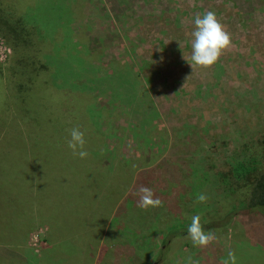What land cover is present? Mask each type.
I'll list each match as a JSON object with an SVG mask.
<instances>
[{"label": "rangeland", "instance_id": "1", "mask_svg": "<svg viewBox=\"0 0 264 264\" xmlns=\"http://www.w3.org/2000/svg\"><path fill=\"white\" fill-rule=\"evenodd\" d=\"M9 1L36 37L32 46L16 47L0 32V164L7 163L6 174L28 180L18 163L27 150L24 140L37 162L49 161L45 168L37 164L34 174L38 209L50 218L30 225L21 244H1L0 264H185L189 256L200 264H221L229 251L237 264H264V223L257 218L235 215L226 225L205 230L216 236L207 247L194 246L188 235H164L169 225L190 224L193 215L201 220L219 215L244 193L242 184L224 190L219 174L249 158L239 152L242 147L251 155L262 147L264 0ZM206 11L216 13L232 44L211 67L193 69L185 57H191L194 18ZM72 42L94 76L116 71L132 78L131 95H141L140 106L120 102L103 84L68 91ZM23 54L24 60L30 54V61L46 62L52 78L62 74L65 112L74 108L73 100L82 104L80 117L61 116V134L70 139V129L78 127L95 139L86 146L89 167L83 178L93 172L96 178L71 177L77 183L72 192L84 193L77 201L82 212L61 232L52 218L58 195L47 171L57 158L51 147L41 146V152L38 147L53 96L46 90L39 97L36 86L19 102V84L22 89L32 84L18 62ZM65 156L73 165L81 159L70 148ZM141 186L151 188L163 206L138 207L135 193ZM200 193L208 197L205 203L196 202ZM60 212L57 219L70 215Z\"/></svg>", "mask_w": 264, "mask_h": 264}, {"label": "trees", "instance_id": "2", "mask_svg": "<svg viewBox=\"0 0 264 264\" xmlns=\"http://www.w3.org/2000/svg\"><path fill=\"white\" fill-rule=\"evenodd\" d=\"M9 0H0V32L4 35L11 36L13 44L11 46H19L22 43V47L32 46V41H35L36 37L33 36V33L29 31L28 24L24 23V18H22L21 14H14L12 7L9 5ZM72 35V34H71ZM78 37V36H77ZM42 38H36L39 40ZM40 42V40H39ZM78 42H81V38H78ZM74 43L71 44V49H69V53L71 57H74V61L70 63V72L68 74V83L65 84L68 91L71 92H80L83 90L92 89V87L97 86H89L94 85V83L103 84L105 87L111 88L114 94L117 95V98L120 102L123 101H131L134 102V108L140 106V102L137 104L136 100L139 99L141 95L136 94L134 97L131 95L133 89V84L131 79L125 76L120 75L119 72L113 71L112 74L107 73L104 77L99 78L98 76L93 75L92 67H87V60L80 55V51L74 49ZM25 55L18 57V62L22 68L21 71L23 75L27 76L28 80L31 81L32 84L22 89L21 84H19V102L23 100L24 97L31 96L34 92L33 87H39V97L43 94H46V90L52 93L53 103L54 105L50 108L51 115H49L47 119V124L45 127L47 128L46 135L41 136L40 140V152L42 151L41 146L47 145L53 149V155L57 158L54 161L53 168L49 166L48 175L52 177L53 181V192L58 195V200H53L56 204L55 210L52 213V218L55 220L54 224L59 228L61 232L62 226L68 222L71 224L73 222H77L80 220L76 214H80L82 212V206L77 204V201L81 200L80 196L84 193L80 192H72V189L76 186V182H70L72 176L77 181H83L93 179L95 180L96 175L93 172L91 178L84 177V170L88 166V162L85 161L86 158L80 159L78 163L75 162L76 165H73L69 162L68 157H66V152L69 150L67 146L68 137L60 132V128L63 126V122H61V116L64 114L71 113L76 117H80L82 115V104L78 102H74V108H71L70 112H65V105L61 104V92L59 88L62 87L61 76L62 74L56 73L58 77H51V69H49L46 62H41L38 58L36 60L30 61L29 56ZM83 66V67H82ZM27 70V72H26ZM43 78V79H42ZM34 79V80H33ZM81 79L83 81H81ZM40 80V81H39ZM133 80V79H132ZM49 83V85H47ZM50 86H52L53 90H50ZM46 88L42 92V88ZM23 91H26L25 95H23ZM45 92V93H44ZM69 96V94L67 95ZM68 102L71 103L73 98H67ZM75 99V98H74ZM140 101H143L142 98ZM144 103V101H143ZM133 109V107H132ZM60 110V111H58ZM90 111V110H89ZM65 112V113H64ZM60 113V114H59ZM86 146L91 147L94 144V138H87L85 135ZM25 155L20 158V163L22 165V170L26 172L28 175V180L25 182L16 176L15 174H6V165L7 163H1L3 172H0V194L2 191L6 192L9 196L10 194L16 195V202L18 205L24 204L23 208V217L29 221V223L34 224L37 219L49 217L50 213L44 214L41 210L38 209L37 201H38V178L34 174V167L39 164L40 167H46L49 161L42 160L39 158L38 162L35 160L34 156L31 153L34 151L29 150L30 144L26 143L24 140ZM261 150L258 154L251 155L247 153L242 147L239 152L241 154L247 155V159L244 162L237 163L233 167L230 168L229 173L219 174L220 182L223 184L224 190H234L233 186L237 184H242L245 187L244 193L240 199L235 202L229 204L219 215H211L207 216L205 219L201 220L202 225H204V230H209L215 227H221L226 225L235 215H245L250 218H257L262 220L264 223V167L260 169V162L263 157L264 159V138L261 139ZM8 149V148H7ZM86 150L90 152V149ZM7 152V150H6ZM62 152V153H60ZM41 155V153H39ZM43 156H45L43 154ZM85 163V164H84ZM3 164V165H2ZM78 165V166H77ZM44 167V168H45ZM33 168V170H32ZM94 169V168H93ZM98 169V168H97ZM93 171V170H92ZM97 171V170H96ZM98 172V171H97ZM69 180V181H68ZM46 193L50 189L49 180L43 182ZM48 187V190L46 189ZM37 188V189H36ZM40 192V191H39ZM105 195V194H104ZM14 196V195H13ZM45 196V195H42ZM10 198V197H9ZM50 201V199L48 200ZM9 205L14 203V200H8ZM114 203V202H113ZM77 209V210H76ZM62 211H69L70 215L67 213L64 216L58 215L60 217L57 219V212L59 214ZM189 224H172L169 225L166 229L165 236L177 237L187 235V229Z\"/></svg>", "mask_w": 264, "mask_h": 264}, {"label": "clouds", "instance_id": "3", "mask_svg": "<svg viewBox=\"0 0 264 264\" xmlns=\"http://www.w3.org/2000/svg\"><path fill=\"white\" fill-rule=\"evenodd\" d=\"M191 36V57L190 60L186 57L185 59L190 62L193 69L195 66L211 67L232 44L231 34L214 11H206L203 15L195 16L194 30L191 32ZM85 145V133L78 127L70 129V139L67 141V146L72 150V154L81 159L87 158L89 153ZM135 194L139 196L138 207L140 208L147 210L150 207L163 206V201L156 197L149 187L141 186ZM207 199L208 197L204 193H200L196 197V202L205 203ZM187 235L196 247H207L216 239L214 233L205 232L200 214L191 217ZM185 264H200V262L189 256L186 258ZM221 264H237L234 251H229L227 258L223 259Z\"/></svg>", "mask_w": 264, "mask_h": 264}, {"label": "crops", "instance_id": "4", "mask_svg": "<svg viewBox=\"0 0 264 264\" xmlns=\"http://www.w3.org/2000/svg\"><path fill=\"white\" fill-rule=\"evenodd\" d=\"M2 192L0 194V245L10 242L21 244L32 224L23 217L24 204L18 205L16 202L17 194H10L11 196H9L6 192ZM10 199L14 200L12 205L8 203Z\"/></svg>", "mask_w": 264, "mask_h": 264}]
</instances>
